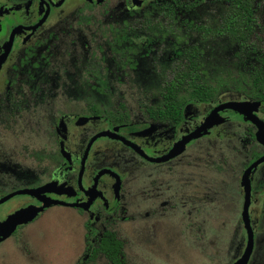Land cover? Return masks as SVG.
<instances>
[{
    "label": "flooded vegetation",
    "instance_id": "af4514ba",
    "mask_svg": "<svg viewBox=\"0 0 264 264\" xmlns=\"http://www.w3.org/2000/svg\"><path fill=\"white\" fill-rule=\"evenodd\" d=\"M113 1L0 0V224L19 210L29 207L40 209L31 221L17 226L12 237L21 227L29 225L52 208L70 209L79 216L87 214L86 253L77 264H89L92 261L95 251L91 238L95 235L99 236L96 249L102 250L109 245L112 237L107 233L106 226L111 224L117 212L123 208L121 199L131 175L135 173L141 196H145L157 180V172L152 166L168 164L185 153L191 142L206 135L187 143L183 152L174 158L159 163L150 159L165 156L177 141L200 126L206 116L219 105L216 100L209 104L196 103L213 106L197 125L198 120L191 122L192 130L186 129L190 123L186 109L191 104L183 108L182 122L178 126L172 124L170 117L163 119L157 114L153 118L144 109L138 121L133 124L127 121L129 116L126 110L120 116L118 110H113L111 106H96L78 99V93H90L96 89L82 86L86 83L78 81V77L84 73L74 71L63 79L61 73L45 70L47 57L44 51L62 35L61 32H73L71 21L78 17V3L105 7ZM121 1L123 5L117 7L114 14L126 24L140 20L153 0ZM134 11L141 13L130 16ZM63 26L68 28L67 31H61ZM79 39L86 48L84 37L80 35ZM162 91L159 90L149 106H159V101L163 99ZM240 101L249 100L243 98ZM79 102L83 104L80 109ZM225 112L234 113L236 117L239 116L235 122L249 126L244 132L240 152L234 151V145L222 144L220 139L210 145L203 144L198 156H192L193 152L187 153L184 162L183 206L184 216L189 222L202 223L211 216L224 222L223 218L227 217L216 213L219 207L217 198L221 197L227 177L237 181L243 195L239 221L244 235V247H236L232 261L228 263L235 264L243 256L247 245V232L242 221L245 190L241 181L245 171L254 162L264 158V152L252 151L253 142L263 149L264 145L256 141L257 127L245 115L223 110L219 112V116L225 117L223 124L229 122ZM252 115L264 124V104L261 103ZM103 133L104 136L96 138ZM121 138L137 148L124 143ZM229 139L233 141L232 137ZM96 144L101 149L95 150ZM158 144L163 147L158 149ZM118 149L122 151L116 166L98 168L97 163L93 164L94 159L103 162L111 157L116 158ZM223 149L231 151L224 152ZM134 160L135 165L132 164ZM261 165H264V161L256 165L248 176V218L251 229L253 223H264V200L258 206L254 205L253 200L255 188L264 191V170H257ZM170 171L167 169L166 176ZM23 190L39 191L13 195ZM17 198L20 200L13 206L1 209L5 203ZM98 221L102 226L100 235L94 229ZM252 232L253 248L247 264H264V255L257 251L259 235L253 229Z\"/></svg>",
    "mask_w": 264,
    "mask_h": 264
},
{
    "label": "rangeland",
    "instance_id": "374dc122",
    "mask_svg": "<svg viewBox=\"0 0 264 264\" xmlns=\"http://www.w3.org/2000/svg\"><path fill=\"white\" fill-rule=\"evenodd\" d=\"M122 5L121 0H115L105 7H90L79 2L78 17L71 21L73 32H61L62 35L44 51L47 57L45 70L57 71L63 79L74 71L84 73L78 77V81L86 83L82 86L96 89L90 93H78V99L96 106H111L113 110H118L122 105L129 116L127 121L134 124L143 112L142 105H149L159 93L160 88L156 87L153 73L161 77L163 67L160 66L158 54L164 52L170 43L162 41L151 45L144 62L137 55V49L119 48L123 44L117 43L115 37L123 25L128 29L135 28L145 36H153L152 29L142 30L140 24L143 18L123 24L118 15L114 14L115 9ZM139 13L134 11L130 16ZM208 14L210 17L205 16L204 22L214 27L212 20L218 19L219 11L213 7L208 10ZM258 19L259 26L252 43L255 52L264 60V13ZM67 29L63 26L61 31ZM80 35L86 41V48L79 39ZM127 36L133 39V45L146 39L145 36L139 37L140 40L134 39L130 33ZM217 43L213 40L208 42L202 48L201 56L202 76L220 90L215 102H239L243 98L250 101L251 98L239 90V87H245L235 67L239 59L229 55ZM165 78L168 80L169 74ZM78 104L80 109L83 104ZM212 106L191 104L186 109L190 121L186 129L192 130L191 122L196 119L197 125ZM225 113L229 122L215 127L204 138L191 142L185 153L168 164L152 166L157 172V180L150 190L152 193L148 190L145 196H141L135 173L131 175L121 199L123 208L117 212L111 224L106 226L107 233L112 237L107 244L110 248L107 251L96 249L99 236L92 237L95 253L89 264H228L232 261L236 247H244V235L239 221L243 195L237 181L227 177L221 197L217 198L219 207L215 210L217 215L219 213L227 217L223 218L224 222L216 216L207 217L202 223L189 222L184 216L183 206L184 162L187 153L193 152L192 156H198L203 144L210 145L220 139L222 144L234 145V151L240 152L244 132L249 126L235 122L239 116L236 117L234 113ZM252 145L253 152H264L255 142ZM162 147L157 145L158 149ZM94 149L99 150L101 146L96 144ZM121 151L118 149L117 159L111 157L103 162L94 159L93 164L97 163L98 168L116 166L117 161L120 162ZM132 164L135 165V160ZM167 169L171 170L168 176ZM257 170L263 171L264 165ZM19 200L17 198L7 202L1 209H7ZM253 200L255 206L260 205L264 200V191L255 188ZM88 220L87 214L75 215L70 209H49L0 243V264H77L86 253L88 231L85 225ZM94 226L100 235V222ZM252 226L259 235L258 254L264 255V223H253Z\"/></svg>",
    "mask_w": 264,
    "mask_h": 264
},
{
    "label": "trees",
    "instance_id": "16d2710c",
    "mask_svg": "<svg viewBox=\"0 0 264 264\" xmlns=\"http://www.w3.org/2000/svg\"><path fill=\"white\" fill-rule=\"evenodd\" d=\"M213 7L219 11L218 19L212 20L214 27L213 24L207 26L203 19L210 17L208 10ZM263 13L264 0H153L142 14L140 24L143 31L152 29L153 36L124 26L115 37L117 43L123 44L119 48L137 49L142 62L151 45L162 41L170 43L158 54L163 67L161 77L153 73L156 87L164 90L161 92L163 99L157 108L142 105L144 112L153 118L157 114L163 119L170 117L172 124L178 126L187 104H209L220 95V90L201 74L202 48L211 40L239 59L235 67L245 85L239 90L264 104V60L255 52L252 43L259 26L258 18ZM128 33L134 39L140 40L141 36L146 39L133 45ZM123 111L125 108L121 105L117 114L121 116ZM109 248L104 246L102 250Z\"/></svg>",
    "mask_w": 264,
    "mask_h": 264
},
{
    "label": "water",
    "instance_id": "95a60500",
    "mask_svg": "<svg viewBox=\"0 0 264 264\" xmlns=\"http://www.w3.org/2000/svg\"><path fill=\"white\" fill-rule=\"evenodd\" d=\"M261 103L259 101H231V102H225L219 104L217 107H215L203 120V122L198 126L195 130H193L191 133L183 136L179 141H177L173 148L163 157L157 158V159H150L153 162L159 163L167 161L171 158H174L178 155H180L183 150L185 149V146L187 143H189L192 140L198 139L203 135H206L208 131L213 128L214 126L221 125L225 122V118L222 116H219V112L223 110H232L235 112H239L256 125L257 127V133L255 135L256 141L262 145H264V124L258 120L255 116L252 115L254 111H256L260 107ZM105 133L97 135V137L104 136ZM121 140L129 144L130 146L137 148L134 144L129 143L128 141ZM264 161L263 159H259L256 162H254L243 174L241 185L245 190V196H244V205H243V212H242V221H243V227L245 228L247 232V245L245 252L243 256L235 263V264H247L249 256L252 252L253 248V232L251 229V225L248 218V206L250 201V185H249V173L251 170L258 165L260 162ZM39 190H23L18 191L14 193L13 195H22V194H34L37 193ZM12 196V195H11ZM9 198V197H7ZM7 198L3 199L1 202L5 201ZM40 211V209L35 207H29L23 210H19L9 216L2 224H0V229L2 233L0 234V241H3L11 236V234L15 231L16 227L22 224H26L31 219L35 217V215Z\"/></svg>",
    "mask_w": 264,
    "mask_h": 264
}]
</instances>
